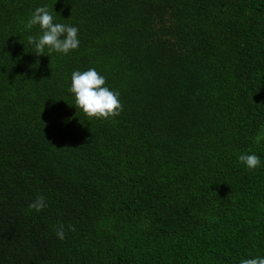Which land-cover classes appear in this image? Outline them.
<instances>
[{"label":"trees","instance_id":"trees-1","mask_svg":"<svg viewBox=\"0 0 264 264\" xmlns=\"http://www.w3.org/2000/svg\"><path fill=\"white\" fill-rule=\"evenodd\" d=\"M38 6L79 28L78 49L34 53ZM90 67L118 116L72 105ZM261 133L264 0H0V264L264 256V167L237 160L264 161Z\"/></svg>","mask_w":264,"mask_h":264},{"label":"clouds","instance_id":"clouds-1","mask_svg":"<svg viewBox=\"0 0 264 264\" xmlns=\"http://www.w3.org/2000/svg\"><path fill=\"white\" fill-rule=\"evenodd\" d=\"M53 11H49L46 6L35 7L24 25L29 31L34 27L39 29L38 35L28 38L37 55L46 54V50L47 55L51 53L67 55L80 46L79 28L71 24L55 22ZM68 91L74 98L72 105L89 118L107 120L118 116L123 110L119 99L120 93L107 87L105 77L95 68L90 67L84 71L74 70L71 73ZM255 139L257 142L264 139V133ZM237 160L249 170L264 167V161L254 152H242L237 156ZM47 206L46 197L38 195L28 204V209L39 212ZM55 234L58 239L65 238L63 224L57 227ZM240 264H264V256L244 258Z\"/></svg>","mask_w":264,"mask_h":264}]
</instances>
